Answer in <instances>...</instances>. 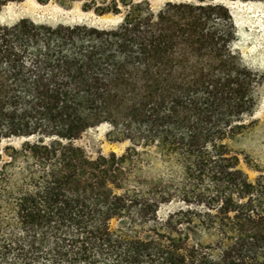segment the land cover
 I'll use <instances>...</instances> for the list:
<instances>
[{
	"label": "trees",
	"instance_id": "trees-1",
	"mask_svg": "<svg viewBox=\"0 0 264 264\" xmlns=\"http://www.w3.org/2000/svg\"><path fill=\"white\" fill-rule=\"evenodd\" d=\"M37 1L118 22L0 23V264H264V172L229 144L264 84L235 0ZM104 124L122 154L79 145Z\"/></svg>",
	"mask_w": 264,
	"mask_h": 264
},
{
	"label": "rangeland",
	"instance_id": "rangeland-1",
	"mask_svg": "<svg viewBox=\"0 0 264 264\" xmlns=\"http://www.w3.org/2000/svg\"><path fill=\"white\" fill-rule=\"evenodd\" d=\"M154 11H158L168 2L193 0H148ZM233 14L238 36L235 49L239 51L244 63L250 68L264 74V0L227 1ZM21 18L48 24L90 23L96 25L116 24L118 19L112 15L97 16L83 11L81 4L64 7L51 1L41 4L37 0H13L4 5L0 11V23L12 24ZM252 123L243 133L229 141L231 147L240 153V167L254 181L264 172V84L260 86L259 105L251 117ZM109 125L104 124L88 130L78 143L90 155L124 152L128 142L114 141L109 134ZM25 139L12 137L4 139L2 146L12 144L19 146Z\"/></svg>",
	"mask_w": 264,
	"mask_h": 264
}]
</instances>
